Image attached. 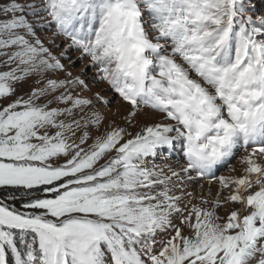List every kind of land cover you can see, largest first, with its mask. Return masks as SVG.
Here are the masks:
<instances>
[{"label":"snow or ice","instance_id":"snow-or-ice-1","mask_svg":"<svg viewBox=\"0 0 264 264\" xmlns=\"http://www.w3.org/2000/svg\"><path fill=\"white\" fill-rule=\"evenodd\" d=\"M261 4L0 0V264H264Z\"/></svg>","mask_w":264,"mask_h":264},{"label":"rangeland","instance_id":"rangeland-1","mask_svg":"<svg viewBox=\"0 0 264 264\" xmlns=\"http://www.w3.org/2000/svg\"><path fill=\"white\" fill-rule=\"evenodd\" d=\"M260 7L264 8V4H261ZM78 68H79V66H77V70H78ZM233 163L235 164L236 161H233ZM221 171H222V174H226L227 170L224 169V170H221ZM200 183L205 184V186H207V182L206 181H200Z\"/></svg>","mask_w":264,"mask_h":264}]
</instances>
